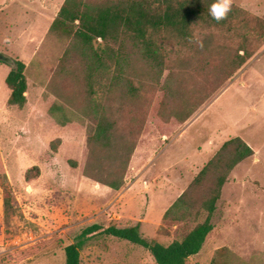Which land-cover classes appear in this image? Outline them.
Listing matches in <instances>:
<instances>
[{"label": "rangeland", "instance_id": "1", "mask_svg": "<svg viewBox=\"0 0 264 264\" xmlns=\"http://www.w3.org/2000/svg\"><path fill=\"white\" fill-rule=\"evenodd\" d=\"M63 1L0 0V57L24 61L27 78L26 104H9L5 78L12 64L0 62V264H64V244L96 222L126 226L143 218L140 231L147 238H182L205 219L203 203L216 192L211 180L220 172L188 192L167 217L165 211L235 136L254 154L222 186L214 227L187 264L216 258L264 264V0H230L248 13L247 28L198 31L195 48L172 54L161 73L129 39L109 43L113 59L96 43L111 67L94 65L72 36L50 29ZM241 49L251 55L234 69ZM105 113L115 119L116 133L134 144L124 184L113 194L94 179L96 167H88L87 138L94 118ZM221 134L213 156L194 161L208 137ZM99 164L107 170L119 162ZM121 190L127 196L112 202ZM47 240L51 245L40 254L19 256ZM80 258L81 264H156L147 249L112 236L87 242Z\"/></svg>", "mask_w": 264, "mask_h": 264}, {"label": "trees", "instance_id": "2", "mask_svg": "<svg viewBox=\"0 0 264 264\" xmlns=\"http://www.w3.org/2000/svg\"><path fill=\"white\" fill-rule=\"evenodd\" d=\"M211 3L212 0H64L50 29L72 36L94 59V65H103L106 68L111 65L105 57L113 59L117 56L114 50L109 48V43L121 39L132 40L140 45L143 58L149 65H153L154 71L157 69L161 73L168 68L172 54L180 53L185 48H195L193 44L198 31L210 33L211 29L215 28L225 33H235L249 25L250 20L246 16L248 13L233 5H230V10L223 19L216 21L209 15ZM241 34L245 36V33ZM208 38L209 35L206 34L204 45ZM96 43L99 46L106 45L103 49L104 58L99 56ZM110 53H113V56ZM250 55L247 49L239 50L232 61L233 68L241 67ZM0 62L12 64L5 78L10 89L8 103L22 108L27 102L26 64L20 59L8 56H1ZM115 122V119L106 113L96 116L87 138L90 149L88 167H96L94 179L111 187L110 194L115 193L124 184V171L134 148V144L125 134L116 133ZM253 154V148L240 136L226 140L194 177L188 188L165 211L164 217H167L174 206L190 195L188 192L192 194L207 182L211 174L220 172L214 180L210 179L217 190L203 203V209L207 211L205 219L193 226L182 238L163 243L144 236L139 223L118 226L114 223L96 222L83 227L72 241L64 244V264H81V249L87 242L102 236L126 240L147 249L156 264H187L189 258L202 249L214 227L212 214L216 209L219 192L227 182L229 174L239 162ZM101 159L117 161L119 164L104 170L99 164ZM75 164L73 162L72 165ZM34 167L38 168L37 165ZM105 200L101 198L100 202ZM10 204L8 195L4 193V211L10 208ZM50 245L49 240L41 241L19 251V256L24 258L40 254ZM211 264L223 263L216 258Z\"/></svg>", "mask_w": 264, "mask_h": 264}, {"label": "crops", "instance_id": "3", "mask_svg": "<svg viewBox=\"0 0 264 264\" xmlns=\"http://www.w3.org/2000/svg\"><path fill=\"white\" fill-rule=\"evenodd\" d=\"M220 133V132H219ZM223 137V134H221L219 137H213V136H209L208 137V140L202 145V147L200 149H197L196 152L194 153L193 157H194V161H197V162H203V161H206L207 159L211 158L214 154V150H215V147L218 146L217 143L219 142V140ZM244 139V138H243ZM245 140V139H244ZM246 141V140H245ZM249 144V142H247ZM250 145V144H249ZM254 150V149H253ZM243 161V160H242ZM241 161V162H242ZM239 162V163H241ZM238 163V164H239ZM237 164V165H238ZM236 165V167H237ZM234 170V169H233ZM232 170V171H233ZM232 171L231 173L229 174V177H228V180L227 182L231 180V176H232ZM226 182V183H227ZM128 187V185H127ZM130 188L133 189L132 186H129ZM131 189V190H132ZM127 196V193H125L123 190L119 191L115 196L114 198L112 199V202L115 201V203L119 202L121 199L125 198ZM125 196V197H124ZM145 219L143 218H139L137 223H139L140 227L141 225H143L142 222H144ZM135 223V224H137ZM134 225V224H132Z\"/></svg>", "mask_w": 264, "mask_h": 264}, {"label": "clouds", "instance_id": "4", "mask_svg": "<svg viewBox=\"0 0 264 264\" xmlns=\"http://www.w3.org/2000/svg\"><path fill=\"white\" fill-rule=\"evenodd\" d=\"M230 10V0H212L209 15L216 21L223 19Z\"/></svg>", "mask_w": 264, "mask_h": 264}]
</instances>
